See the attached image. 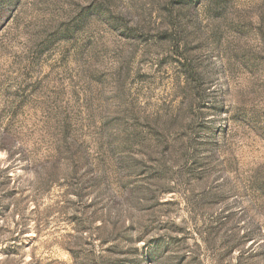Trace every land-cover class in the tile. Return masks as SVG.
Segmentation results:
<instances>
[{
	"label": "rangeland",
	"instance_id": "rangeland-1",
	"mask_svg": "<svg viewBox=\"0 0 264 264\" xmlns=\"http://www.w3.org/2000/svg\"><path fill=\"white\" fill-rule=\"evenodd\" d=\"M0 264H264V0H0Z\"/></svg>",
	"mask_w": 264,
	"mask_h": 264
}]
</instances>
